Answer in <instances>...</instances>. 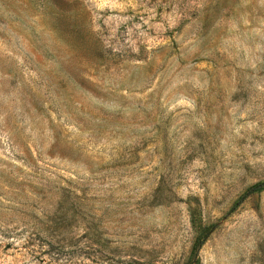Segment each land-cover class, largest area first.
<instances>
[{
    "label": "rangeland",
    "instance_id": "1",
    "mask_svg": "<svg viewBox=\"0 0 264 264\" xmlns=\"http://www.w3.org/2000/svg\"><path fill=\"white\" fill-rule=\"evenodd\" d=\"M264 0H0V264H264Z\"/></svg>",
    "mask_w": 264,
    "mask_h": 264
},
{
    "label": "trees",
    "instance_id": "2",
    "mask_svg": "<svg viewBox=\"0 0 264 264\" xmlns=\"http://www.w3.org/2000/svg\"><path fill=\"white\" fill-rule=\"evenodd\" d=\"M264 184H258V185H254L253 187H251L249 190H247V192L234 204V206L239 205L245 198V196H247L248 194H251L255 191H258L262 188ZM205 235H201L199 236L193 243L192 248H191V252H190V264H199V259H198V250L201 247V245L204 242V237Z\"/></svg>",
    "mask_w": 264,
    "mask_h": 264
}]
</instances>
